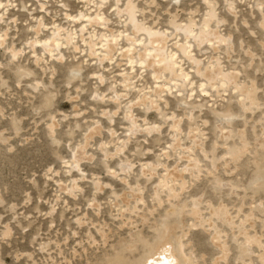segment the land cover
Wrapping results in <instances>:
<instances>
[{
    "label": "clouds",
    "instance_id": "1",
    "mask_svg": "<svg viewBox=\"0 0 264 264\" xmlns=\"http://www.w3.org/2000/svg\"><path fill=\"white\" fill-rule=\"evenodd\" d=\"M0 264H264V0H0Z\"/></svg>",
    "mask_w": 264,
    "mask_h": 264
}]
</instances>
